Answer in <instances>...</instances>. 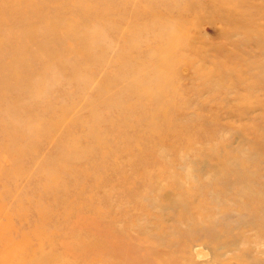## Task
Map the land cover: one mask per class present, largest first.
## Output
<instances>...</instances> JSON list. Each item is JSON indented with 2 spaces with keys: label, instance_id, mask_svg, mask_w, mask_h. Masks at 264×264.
<instances>
[{
  "label": "rangeland",
  "instance_id": "374dc122",
  "mask_svg": "<svg viewBox=\"0 0 264 264\" xmlns=\"http://www.w3.org/2000/svg\"><path fill=\"white\" fill-rule=\"evenodd\" d=\"M0 264H264V0H0Z\"/></svg>",
  "mask_w": 264,
  "mask_h": 264
}]
</instances>
